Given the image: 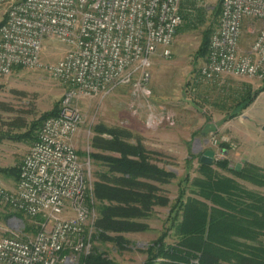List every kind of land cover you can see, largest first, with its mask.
<instances>
[{
    "label": "built area",
    "instance_id": "built-area-1",
    "mask_svg": "<svg viewBox=\"0 0 264 264\" xmlns=\"http://www.w3.org/2000/svg\"><path fill=\"white\" fill-rule=\"evenodd\" d=\"M183 2L0 0V79L15 68H46L68 88L58 114L45 120L24 157L17 188L0 191L36 229L33 236L0 238V264H77L78 256L90 253L97 212L90 160L83 161L74 146L83 123L79 101L123 86L150 99L153 60L172 57ZM48 41L61 44L64 55L46 65ZM228 77L264 82V0H222L199 79ZM164 118L151 112L148 127L158 129Z\"/></svg>",
    "mask_w": 264,
    "mask_h": 264
},
{
    "label": "rangeland",
    "instance_id": "rangeland-1",
    "mask_svg": "<svg viewBox=\"0 0 264 264\" xmlns=\"http://www.w3.org/2000/svg\"><path fill=\"white\" fill-rule=\"evenodd\" d=\"M221 10L222 0H184L183 23L173 44L172 57L153 60L150 99L139 97L133 86H123L104 98L79 101L83 123L74 146L83 161L90 160L92 188L98 173L107 170L103 163L91 157L98 152L93 147L97 129L128 131L133 136L130 142L140 139L151 153L152 163L175 175L166 184L151 182L160 189L161 196L169 199V205L153 207L149 217L140 220L147 224L146 231L122 234L128 241L126 249L121 250L112 242L94 240L93 230L91 251L97 248L115 264H144L148 247L165 232H168V244L178 241L172 225L181 220V215L178 211L173 213L172 206L180 196L179 184L189 176L188 188L196 189L194 180L202 178L201 159L209 150L215 153L213 169L219 175L236 179L246 189L264 196V185L254 184L219 167L228 162L234 169L243 170L253 164L263 169L258 173L264 179V82L232 77L218 83L199 79V71L208 56L201 57L199 49L206 34L211 39L218 28ZM3 14L4 11L0 12V21ZM63 55L61 44L48 41L43 62L46 65L57 63ZM67 92L68 88L46 68H15L9 77L0 79V170L20 167L33 146L30 141L18 140L29 128L18 130L8 124L17 118L27 121L29 126L41 121L35 130V134H39L45 122L42 118L60 110ZM151 112L165 116L163 125L156 130L147 124ZM103 137L110 138L108 133ZM241 137L246 139L244 143ZM251 137L259 142L255 148L249 143ZM17 183L14 177L0 171V191L13 192ZM194 196L191 191L187 193L188 198ZM93 200L96 206L94 196ZM18 214L0 197V238L36 233L35 228L26 231V225L34 227L33 220L24 215L21 219ZM83 255L78 256L75 263L83 264Z\"/></svg>",
    "mask_w": 264,
    "mask_h": 264
},
{
    "label": "trees",
    "instance_id": "trees-1",
    "mask_svg": "<svg viewBox=\"0 0 264 264\" xmlns=\"http://www.w3.org/2000/svg\"><path fill=\"white\" fill-rule=\"evenodd\" d=\"M206 35L198 53L201 57L209 52L210 35ZM57 112L58 109L42 119L55 116ZM8 125L18 130L29 128L18 140L34 143L38 138L35 130L41 121L29 126L27 121L17 118ZM95 133L93 147L98 152L91 157L103 163L107 170L98 173L93 185L97 212L94 240L112 242L124 250L128 241L122 234L146 231L147 224L140 220L147 219L153 207L169 205V199L161 196L160 189L151 182L166 184L175 175L152 163L151 153L140 139L130 142L133 136L128 131L97 129ZM105 133L110 138L103 137ZM219 167L249 182L264 185L258 173L263 169L256 165L237 170L223 162ZM0 171L16 181L19 179L18 166ZM199 173L202 178L194 180V190L188 188L189 176L182 180L180 196L172 206V212L178 211L181 215V220L172 225L178 241L168 244V232L162 234L148 247L144 264H264V196L246 189L236 179L219 175L213 164L201 162ZM189 191L195 196L188 198ZM18 216L22 219L23 214ZM26 226V231L34 230ZM113 233L117 235L111 236ZM82 261L83 264H115L97 248Z\"/></svg>",
    "mask_w": 264,
    "mask_h": 264
},
{
    "label": "water",
    "instance_id": "water-1",
    "mask_svg": "<svg viewBox=\"0 0 264 264\" xmlns=\"http://www.w3.org/2000/svg\"><path fill=\"white\" fill-rule=\"evenodd\" d=\"M215 153L211 150L207 151L202 157L201 162L206 165H212Z\"/></svg>",
    "mask_w": 264,
    "mask_h": 264
},
{
    "label": "crops",
    "instance_id": "crops-1",
    "mask_svg": "<svg viewBox=\"0 0 264 264\" xmlns=\"http://www.w3.org/2000/svg\"><path fill=\"white\" fill-rule=\"evenodd\" d=\"M245 140H246L245 138L241 137V142H242V143H244ZM249 143L251 144V146H252L253 148H255V147L259 144V142H257V140L255 141V139L252 138V137L249 139ZM255 145H256V146H255ZM263 149H264V148H263Z\"/></svg>",
    "mask_w": 264,
    "mask_h": 264
}]
</instances>
